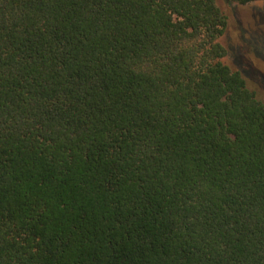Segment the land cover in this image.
Segmentation results:
<instances>
[{
	"label": "trees",
	"instance_id": "obj_1",
	"mask_svg": "<svg viewBox=\"0 0 264 264\" xmlns=\"http://www.w3.org/2000/svg\"><path fill=\"white\" fill-rule=\"evenodd\" d=\"M226 27L215 0H0V264H264Z\"/></svg>",
	"mask_w": 264,
	"mask_h": 264
},
{
	"label": "rangeland",
	"instance_id": "obj_2",
	"mask_svg": "<svg viewBox=\"0 0 264 264\" xmlns=\"http://www.w3.org/2000/svg\"><path fill=\"white\" fill-rule=\"evenodd\" d=\"M215 2L227 17L220 38L227 50L224 62L241 73L248 89L264 104V0L246 5Z\"/></svg>",
	"mask_w": 264,
	"mask_h": 264
}]
</instances>
